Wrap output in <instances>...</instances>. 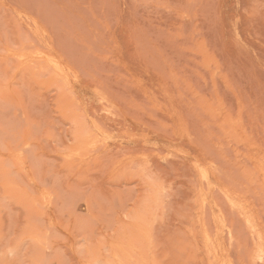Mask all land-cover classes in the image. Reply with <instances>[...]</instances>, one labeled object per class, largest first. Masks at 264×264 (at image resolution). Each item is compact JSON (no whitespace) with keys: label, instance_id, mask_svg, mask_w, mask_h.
<instances>
[{"label":"rangeland","instance_id":"1","mask_svg":"<svg viewBox=\"0 0 264 264\" xmlns=\"http://www.w3.org/2000/svg\"><path fill=\"white\" fill-rule=\"evenodd\" d=\"M0 264H264V0H0Z\"/></svg>","mask_w":264,"mask_h":264}]
</instances>
